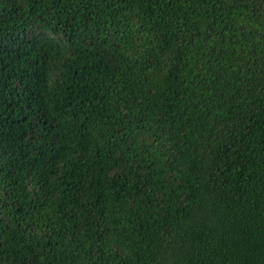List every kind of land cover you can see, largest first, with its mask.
Returning a JSON list of instances; mask_svg holds the SVG:
<instances>
[{"label": "trees", "instance_id": "16d2710c", "mask_svg": "<svg viewBox=\"0 0 264 264\" xmlns=\"http://www.w3.org/2000/svg\"><path fill=\"white\" fill-rule=\"evenodd\" d=\"M0 264H264V0H0Z\"/></svg>", "mask_w": 264, "mask_h": 264}]
</instances>
